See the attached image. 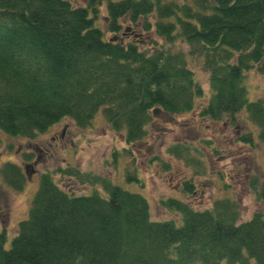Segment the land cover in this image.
<instances>
[{
	"label": "trees",
	"instance_id": "1",
	"mask_svg": "<svg viewBox=\"0 0 264 264\" xmlns=\"http://www.w3.org/2000/svg\"><path fill=\"white\" fill-rule=\"evenodd\" d=\"M82 2L0 0L2 133L32 140L62 119L87 129L99 114L128 147L147 137L154 109L182 115L205 95L189 67L193 61L208 83L198 117L232 124L242 112L264 144V100H249L244 84L248 71L264 74V0ZM101 9L104 29L97 25ZM121 23L144 41L139 34L124 40L130 32H121ZM236 140L253 142L250 134ZM190 150L196 153L175 142L164 154L202 171ZM131 155L130 148H113L111 161L120 164L115 171H125L126 183L142 189L137 170L123 163ZM79 171L66 165L54 173L87 183L88 195L61 191L40 174L27 218L6 250L0 231V264H264V211L240 221L228 198L202 210L166 198L159 204L177 218L153 220L144 197L116 185L121 172ZM1 175L14 189L26 181L12 164ZM249 188L264 201V178H252ZM191 189L184 184L185 192Z\"/></svg>",
	"mask_w": 264,
	"mask_h": 264
},
{
	"label": "rangeland",
	"instance_id": "2",
	"mask_svg": "<svg viewBox=\"0 0 264 264\" xmlns=\"http://www.w3.org/2000/svg\"><path fill=\"white\" fill-rule=\"evenodd\" d=\"M69 1L73 6L83 5L82 0ZM104 14L101 9L97 20L100 29L105 28L102 21ZM127 28L126 23H121V32H130L124 40L135 38L132 35L139 34L137 39L144 41L145 37L141 32L129 31ZM110 36L105 33V38ZM183 50L186 52L187 48ZM189 67L205 94L196 101L191 112L178 116L164 113L154 115L153 122L148 125L147 137L128 147L119 134L110 131L99 114L93 118L87 129H78L69 120L62 119L43 134L30 140H38L36 144L47 147L51 157L43 160L38 156L36 174L32 175L29 181L23 180L19 189L4 183L1 168L7 162H13L21 168L20 161L24 157L14 153L18 147L20 151L33 152V144L26 145L24 138L9 137L0 131V231L5 232L4 249L9 248L11 239L17 234L19 222L27 218L41 173L49 174L54 184L68 194L90 193L87 183L80 184L75 178L54 173L55 168H63L66 165L76 167L80 173L104 177L119 175L121 172L118 177L120 181L116 182V185L144 197L149 204L150 217L153 220L177 218L174 213L164 210L159 204L166 198L178 199L194 210L209 208L214 201L228 198L238 205L240 221L248 220L253 212L264 211V201H257L249 188L252 178L258 181L264 178V144L256 137V127L246 120L242 112L232 124L226 119L211 122L199 118L198 108L204 105L208 98L207 74L193 61ZM244 84L248 89L249 100H264V74L250 70L244 74ZM246 134L252 137L251 145L236 140L240 135ZM175 142L187 143L196 149V153L190 150V155L199 159L202 171L164 154V148ZM120 147L131 149L132 159L126 156L123 163L137 170L138 178L142 179V189L135 183L124 181L125 171H115L120 169V164H113L111 153L113 148ZM153 157L159 160L154 161ZM165 164L169 166L167 171L162 170ZM186 183L192 186L190 193L183 190Z\"/></svg>",
	"mask_w": 264,
	"mask_h": 264
},
{
	"label": "flooded vegetation",
	"instance_id": "3",
	"mask_svg": "<svg viewBox=\"0 0 264 264\" xmlns=\"http://www.w3.org/2000/svg\"><path fill=\"white\" fill-rule=\"evenodd\" d=\"M26 140V139H25ZM26 145H31V144H33L32 145V147H33V152H30V153H27V152H24V151H20L18 148H17V153L15 152L14 154L15 155H22L21 157H24V158H22V160L20 161L21 162V168L18 166V165H16V164H14L13 162H9L10 164H12V165H14V166H16L18 169H19V171H23V175H24V177H25V179H26V181L28 180H30V177L32 176V175H35L36 173V168H37V158H38V156H40V157H42L43 158V160H47V159H49L50 157H51V153H50V151L47 149V147H45V146H43V145H38V144H36V143H38L39 141L37 140V141H35V142H33V141H30V140H26ZM33 160V161H29V160ZM27 171H29L28 173H27Z\"/></svg>",
	"mask_w": 264,
	"mask_h": 264
},
{
	"label": "water",
	"instance_id": "4",
	"mask_svg": "<svg viewBox=\"0 0 264 264\" xmlns=\"http://www.w3.org/2000/svg\"><path fill=\"white\" fill-rule=\"evenodd\" d=\"M153 113H154V114H157V113H158V110H157V109H154V110H153Z\"/></svg>",
	"mask_w": 264,
	"mask_h": 264
}]
</instances>
